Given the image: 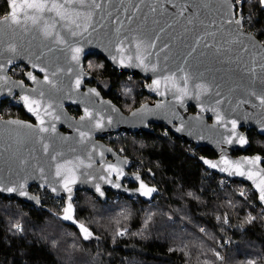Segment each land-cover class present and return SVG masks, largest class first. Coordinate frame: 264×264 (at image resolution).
Wrapping results in <instances>:
<instances>
[{
  "label": "water",
  "instance_id": "1",
  "mask_svg": "<svg viewBox=\"0 0 264 264\" xmlns=\"http://www.w3.org/2000/svg\"><path fill=\"white\" fill-rule=\"evenodd\" d=\"M55 2L65 5L60 9L63 16L55 9L23 8L17 0L20 23L0 26V109L6 100L17 98L26 115L35 120L0 116V185L26 193L3 191L1 195L41 206L46 200L32 191L39 186L54 197H65L71 210L80 190L90 191L103 202L108 191L152 201L160 188L133 171L132 158L103 138L117 132H154L153 125H164L175 136L213 150L216 158L200 157L205 168L250 185L264 208L256 187L264 177L258 171L264 169V156L233 154L251 147L250 130L264 136V104L258 98L264 93V42L246 28L244 19L239 26L227 23L240 19L239 14L229 17L224 0ZM51 3L48 0L49 7ZM182 8L186 11L181 15ZM76 48L81 49L78 63L72 59ZM93 55L103 56L121 73L144 77L145 90L155 100L124 112L98 86L87 83L96 80L86 69V60ZM138 56L147 71L119 63L137 64ZM18 65L28 68L23 79L11 74ZM46 75L55 87L45 80ZM154 80L160 81L158 86ZM71 106L81 110L79 117L70 112ZM241 136L247 143H240ZM239 171L246 175H238ZM125 180L136 185L127 186ZM66 183L71 192L65 189ZM148 189L154 191L144 195Z\"/></svg>",
  "mask_w": 264,
  "mask_h": 264
},
{
  "label": "trees",
  "instance_id": "2",
  "mask_svg": "<svg viewBox=\"0 0 264 264\" xmlns=\"http://www.w3.org/2000/svg\"><path fill=\"white\" fill-rule=\"evenodd\" d=\"M8 11L0 0V18ZM243 16L264 42V11L246 5ZM86 66L96 77L90 83L123 111L151 99L141 75L121 73L100 55L88 57ZM0 114L27 118L15 98L4 102ZM252 137L250 151L264 156V136ZM105 140L132 158L133 171L159 186L160 194L151 202L108 191L112 200L103 202L80 190L72 220L63 219L65 197L39 186L32 191L46 200L41 206L0 194V264H264V208L250 185H221V176L205 168L200 157H214L213 150L197 148L164 125ZM80 225L91 233L87 239Z\"/></svg>",
  "mask_w": 264,
  "mask_h": 264
},
{
  "label": "snow or ice",
  "instance_id": "3",
  "mask_svg": "<svg viewBox=\"0 0 264 264\" xmlns=\"http://www.w3.org/2000/svg\"><path fill=\"white\" fill-rule=\"evenodd\" d=\"M65 2L67 3V2H69V0H65ZM78 2L83 4L84 0H78ZM92 2L95 3V0H92ZM8 3L10 5L9 14L7 16H5L2 20H0V26H11L13 24H19L20 23L21 16L17 12V7H18L17 0H8ZM224 4L227 6L226 14L229 17H231L232 15H235V14L240 15V19H235V20L228 19L227 23L235 24L238 26L241 25V22L244 19V16H243L244 6L248 5V6L258 7L260 10L264 11V0H224ZM20 6L23 8H27V9H33L36 12H43L45 9H47L48 11H52L55 9V10H57V15H61V16H63V14L60 12V9H63L65 7L64 4H57L55 2V0H52L50 7L48 6V0H21ZM96 7H99V5L97 4ZM183 11H186V8H182L181 13H180L181 15L183 14ZM23 15L28 16L29 14L27 12H24ZM251 16H252V13L249 12V19L251 18ZM32 18L35 22L36 18L35 17H32ZM77 27H79V25H77ZM73 35H75V33H73ZM237 35H239L238 30H237ZM120 43H123V41H120ZM151 46H154V45H151ZM139 47H140V45L137 44V49H139ZM10 51H15V49L10 48ZM80 51H81V49L76 48L74 50L75 54L72 56V59L74 61H76L77 63L79 62ZM120 51H123V49H120ZM130 59L131 58L129 57V60ZM137 59L139 60V63H137V64H131V63L124 64L123 61H119V63H121V66H123V67H143L145 69V71H147L148 69L144 65V61L142 59H140L139 56L137 57ZM113 60H116V57H113ZM33 67H36V65H33ZM41 71H43V69H41ZM151 71L155 72L156 68L152 67ZM52 75L54 76L55 72H53ZM29 76L33 80H35V77L31 76V73H29ZM45 80L48 81L47 75L45 76ZM48 82L50 84H52L53 87H55L54 81H48ZM79 83H80V81L77 80V87L79 86ZM153 83L158 86L160 81L154 80ZM153 90H155V89H153ZM253 94H255V93H253ZM41 95H43V93H41ZM258 98L260 99L261 104H264V93H262ZM24 101L26 104H28V97H24ZM28 110L33 112L34 114H37V110L32 108L31 106H29ZM85 115L88 117L91 116V114L88 113L87 111H86ZM38 119H39V116H38ZM82 119H83V117H82ZM41 124H43V120H41ZM233 127H235V122H233ZM53 130H54V127H53ZM40 131L46 132V131H48V129L41 128ZM177 131H180V129H177ZM81 135H83V134H81ZM239 141L242 144L247 143V141L242 136L239 137ZM231 142L232 141H229V143H231ZM43 148L45 151H47L48 145L44 144ZM53 158H55V157H53ZM255 159H256V161H259L261 158L259 156H257ZM205 163H209L210 166L213 168L217 167V165L211 164L209 161H205ZM241 163L242 162H240V161L237 162L238 165ZM59 167L60 166H58V168H57V175L58 176L60 175ZM258 171L264 172V169H258ZM237 174L238 175H246V172L245 171H239ZM247 175H248L249 179H252L251 170L248 171ZM254 183H255V181H254ZM261 184H264V177L261 178ZM261 184H257L256 187H257V190L259 192V199L262 202H264V187H262ZM141 187L143 188L145 186L142 184ZM65 189L68 192H71V188L68 187L67 183L65 184ZM53 190L55 191V189H53ZM3 191L13 192V191H19V190L16 188H11V187L5 188L2 185H0V192H3ZM97 191H99L98 186H97ZM152 191H154V189H148L147 192H144L143 194L149 195ZM19 194L20 195H26V193L23 191H19ZM241 195H243V193H241ZM68 199H69V201H71V196H69ZM71 209H72V206H71V203H69L68 207L65 209L66 214L64 215L63 219H65V220H72L73 219V217L71 215ZM73 222H75V221H73ZM80 228H81V231L85 233V239H87L91 235V233H89L88 229L85 228L83 225H80Z\"/></svg>",
  "mask_w": 264,
  "mask_h": 264
},
{
  "label": "flooded vegetation",
  "instance_id": "4",
  "mask_svg": "<svg viewBox=\"0 0 264 264\" xmlns=\"http://www.w3.org/2000/svg\"><path fill=\"white\" fill-rule=\"evenodd\" d=\"M19 67H24V75H25V73L28 71V68L25 66V65H18ZM17 68V66L13 69V71L15 70ZM19 79V78H18ZM88 84H92V83H90V81H88L87 82ZM146 83H147V80H146ZM92 85H94V84H92ZM150 96V95H149ZM151 97V99H149L148 101H150V100H155L154 99V97H152V96H150ZM106 98H109V97H106ZM111 99V98H110ZM117 104V103H116ZM68 109L70 110V112L74 115V116H76V117H79L80 115H81V110L79 109V108H77V107H73V106H71V107H68ZM192 109H194V108H192ZM191 109V110H192ZM123 110V109H122ZM193 112H196V110L194 109V110H192ZM125 112V111H124ZM130 112V111H129ZM129 112H126V113H129ZM24 119H28V120H32V121H35L33 118H29L28 116H27V118H24ZM156 126L157 125H153V127L154 128H156ZM255 133H258L256 130H250L249 131V136H250V139H251V142H252V139H253V137H252V134L254 135ZM177 137V136H176ZM103 140L104 141H106L105 140V138H103ZM185 141H187V140H185ZM107 142V141H106ZM264 142V141H263ZM191 143V142H190ZM196 146V145H195ZM252 146V145H251ZM197 147V146H196ZM197 148H200L201 150H204L205 148H201V147H197ZM251 148V147H250ZM250 148L247 150V151H245V152H241V151H234L233 152V154L234 155H236V156H239V155H242V154H246V155H253V154H256V153H260V152H258V151H256V152H251L250 151ZM215 153V152H214ZM261 154V153H260ZM217 157V154L215 153V156L214 157H212V158H216ZM129 182H130V180H125V185H127V186H130L129 185ZM133 182V181H132ZM134 184H135V182H134ZM136 185V184H135ZM130 187H133V186H130Z\"/></svg>",
  "mask_w": 264,
  "mask_h": 264
},
{
  "label": "built area",
  "instance_id": "5",
  "mask_svg": "<svg viewBox=\"0 0 264 264\" xmlns=\"http://www.w3.org/2000/svg\"><path fill=\"white\" fill-rule=\"evenodd\" d=\"M21 66V65H20ZM122 153V152H121ZM137 169L139 170L140 167H137ZM139 172V171H137ZM235 181H233L232 179L228 178V177H225V176H221L220 178V183L221 185H224V186H232L234 184ZM159 187V186H157ZM254 190V189H253ZM133 198H138L137 196H133ZM108 199L109 200H112V197L111 196H108ZM152 202V201H151Z\"/></svg>",
  "mask_w": 264,
  "mask_h": 264
},
{
  "label": "rangeland",
  "instance_id": "6",
  "mask_svg": "<svg viewBox=\"0 0 264 264\" xmlns=\"http://www.w3.org/2000/svg\"><path fill=\"white\" fill-rule=\"evenodd\" d=\"M6 15H7V14H6ZM86 69H87V71H89L88 68H87V66H86ZM21 71H25L24 68H19V69H16L15 71L12 70V71H11V74H12V76H14L15 78L23 79L24 76H23V77H22V76H21V77L17 76V74L19 75V73H20ZM89 72H90V71H89ZM90 73H91V72H90ZM15 74H16V75H15ZM142 88L145 89V87H142ZM10 99H11V98H10ZM15 99H17V98H15ZM6 101H7V100H6ZM145 102H146V101H145ZM0 110H1V109H0ZM0 116L3 117L1 114H0ZM3 118H5V117H3ZM120 152H122V151L120 150ZM122 154H123V152H122ZM34 193H35V192H34ZM35 194H37V193H35ZM37 195H38V194H37ZM121 233H122V234H125V232L122 231V230H121Z\"/></svg>",
  "mask_w": 264,
  "mask_h": 264
}]
</instances>
